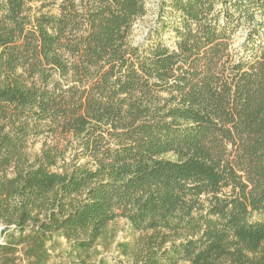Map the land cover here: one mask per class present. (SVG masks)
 I'll use <instances>...</instances> for the list:
<instances>
[{
  "label": "trees",
  "instance_id": "obj_1",
  "mask_svg": "<svg viewBox=\"0 0 264 264\" xmlns=\"http://www.w3.org/2000/svg\"><path fill=\"white\" fill-rule=\"evenodd\" d=\"M29 2L0 0V264H264V0Z\"/></svg>",
  "mask_w": 264,
  "mask_h": 264
},
{
  "label": "rangeland",
  "instance_id": "obj_2",
  "mask_svg": "<svg viewBox=\"0 0 264 264\" xmlns=\"http://www.w3.org/2000/svg\"><path fill=\"white\" fill-rule=\"evenodd\" d=\"M49 3V0H47ZM61 0H56V3L58 4ZM32 8L34 9H38L41 5H44V0H38L34 2H29L28 3ZM50 8H46L44 9V11H48ZM56 8L54 9L53 13H55ZM153 14L150 13V15L146 16L145 18H143L140 21H137L136 25H135V39L138 41L140 39H142L143 34L146 33L147 31V27L151 24V20L153 19ZM235 43L236 45L241 41V35L238 34L237 37L235 38ZM1 46H10L11 43L9 41H1L0 42ZM0 49H2V47H0ZM51 136H47V134L45 133L44 135L38 137L37 139L34 140L33 143L30 144V152L32 154L38 153L42 147L43 142H47L50 143L51 142ZM67 157L69 156V153H67L66 155ZM83 162V160L80 161V163ZM253 220L255 221H264V214H255L253 216ZM110 230L111 232H113L115 234V241L116 243H121V242H128L130 241L134 235L132 234L129 224L125 221V220H118L115 223H113L110 226ZM61 246L59 248L56 249V251H54L52 253V261L51 264H58V263H63L66 264L67 262L65 261V259L62 257H59L61 255V253H63V251L65 250V246L64 242L61 241ZM113 244V248H109V250H106L104 248L103 245H98L97 246V258H100L102 256H106L108 258H113L114 261H116L115 258H117V252L114 251V246L115 244ZM62 256V255H61ZM120 260H123V258H120ZM69 263V262H68Z\"/></svg>",
  "mask_w": 264,
  "mask_h": 264
}]
</instances>
